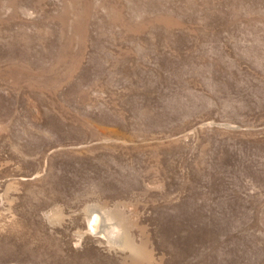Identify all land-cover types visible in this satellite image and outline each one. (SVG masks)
Wrapping results in <instances>:
<instances>
[{"label": "rangeland", "instance_id": "rangeland-1", "mask_svg": "<svg viewBox=\"0 0 264 264\" xmlns=\"http://www.w3.org/2000/svg\"><path fill=\"white\" fill-rule=\"evenodd\" d=\"M0 264H264V0H0Z\"/></svg>", "mask_w": 264, "mask_h": 264}, {"label": "bare ground", "instance_id": "bare-ground-1", "mask_svg": "<svg viewBox=\"0 0 264 264\" xmlns=\"http://www.w3.org/2000/svg\"><path fill=\"white\" fill-rule=\"evenodd\" d=\"M100 218L96 213H92L89 221H88V229L89 231L95 233L96 231H98V228L100 227Z\"/></svg>", "mask_w": 264, "mask_h": 264}]
</instances>
